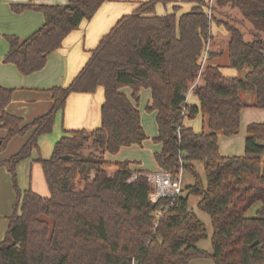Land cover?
Listing matches in <instances>:
<instances>
[{
    "label": "trees",
    "instance_id": "obj_1",
    "mask_svg": "<svg viewBox=\"0 0 264 264\" xmlns=\"http://www.w3.org/2000/svg\"><path fill=\"white\" fill-rule=\"evenodd\" d=\"M107 1L11 4L15 13L40 11L45 22L25 39L4 35L9 49L3 62L15 65L24 76L41 71L64 39ZM189 1L192 9L179 16L177 5L172 13L156 14L159 3L171 0L140 2L100 40L68 86L49 89L51 109L31 123L7 112L14 89L0 85L5 142L34 131L8 162L13 179L17 163L30 156L40 136L53 131L55 117L70 94L103 88L105 97L99 128L67 130L50 158L36 159L49 196L18 190L0 242V264H190L199 258L215 264H264V123L247 127L242 156H223L219 150V134L239 133L241 113L248 107L241 92L254 94V107L264 109V0H212V11L229 5L250 22L251 41L234 21L209 13L206 2ZM213 23L230 35L226 45L230 66L248 68L243 77H227L218 66L202 65ZM125 87L131 88L136 101L141 89L151 91L147 109L156 113L159 168L194 177V183L175 198L151 202L147 177L142 173L134 177L129 162L116 164L113 175L104 169L111 164L106 154L114 156L147 139L138 108L122 92ZM191 88L199 106L187 103ZM198 114L205 118L208 131L198 133L184 125L186 117ZM63 155L72 157L64 160ZM197 163L203 165L206 181ZM78 177L81 189H76ZM191 195L200 198L199 209L211 218L212 252L198 247L208 234L189 208ZM257 204L256 215L247 216Z\"/></svg>",
    "mask_w": 264,
    "mask_h": 264
},
{
    "label": "crops",
    "instance_id": "obj_2",
    "mask_svg": "<svg viewBox=\"0 0 264 264\" xmlns=\"http://www.w3.org/2000/svg\"><path fill=\"white\" fill-rule=\"evenodd\" d=\"M142 1L147 0H110L105 2L91 19L83 20L80 26L64 39L61 48L48 57L47 64L41 71L24 76L15 65L3 62L9 49V44L4 35H16L21 39L28 38L44 24L45 19L43 14L36 10H25L21 13H15L11 8V4L56 5L67 4L69 0H0V85L14 89L12 99L6 108L7 112L23 118L26 123H31L36 118L47 113L52 107L49 89L56 86H68L85 66L90 58L91 51L97 47L100 40L123 16L132 13ZM177 2L171 0L172 7L175 5L179 6ZM211 2L213 1L211 0ZM239 15L242 17L240 12ZM241 19L244 20V25L246 21L249 22L243 17ZM214 25L211 29L212 39L209 41V46L202 57L204 66H218L225 76L232 77L235 72L227 73V71H232L230 70V60L226 50L230 35L223 26H219L216 23ZM214 28L215 31L217 30L216 32ZM247 71L248 68L241 70L236 77H243ZM198 81L199 79L194 83L193 87ZM192 88L189 93H193ZM122 92L128 96L125 88L122 89ZM141 93L150 97L151 102V91L149 89L143 88ZM240 96L248 104V107L243 109L241 113L240 124L241 129L245 128V133L247 134V127L250 124L264 123V109L254 107L256 101L254 94L241 92ZM104 101L103 88H99L94 93L70 94L66 100L63 112L57 114L58 121L62 115V134L67 130L73 129L90 131L99 128L101 126V108ZM193 102V104L189 102L187 95V103L189 105L199 106L198 98ZM201 117L204 125L205 118L202 115ZM245 133H239L227 138H223L219 134L221 155L229 157L230 154H233L230 152L234 151H237V154H241L240 150H243L241 148H245V138L247 136ZM22 140L20 143H22ZM45 157H48V155ZM112 157L113 155L110 154L105 156L109 162H111ZM1 168L0 166V242L5 238L9 227L8 218L10 217L15 197L11 188L9 174H5V171L1 170ZM37 168L38 174L42 173L44 179V184L40 190L33 185L34 172ZM104 169L109 175H113L118 170V166L116 163H111L105 166ZM138 174L140 173H134V177ZM28 189H32L43 197L49 196V189L42 166L36 159L32 163V175ZM210 263L208 258L194 259L190 262V264Z\"/></svg>",
    "mask_w": 264,
    "mask_h": 264
},
{
    "label": "rangeland",
    "instance_id": "obj_3",
    "mask_svg": "<svg viewBox=\"0 0 264 264\" xmlns=\"http://www.w3.org/2000/svg\"><path fill=\"white\" fill-rule=\"evenodd\" d=\"M172 1H178L177 4L180 6V9L177 12L178 16L182 13L189 12L193 7V3L189 0H172ZM202 1L209 4V8L207 9L209 13L213 14L217 19H220V20L231 21V22L234 21V24H236L243 32L245 40L251 41L253 37L251 30L254 27L247 21L245 22V25L243 24L244 21L243 22L239 21L242 17H240L239 11L237 9H233L229 5L227 6L224 5L220 8H215L212 11L211 8L213 9L212 7L213 3L211 2V0H202ZM173 11H174V7H172L171 2H169L168 4L159 3L156 6V10H155L157 15H165L167 13H172ZM214 24L215 23L212 24V27L215 26ZM214 31H215V28H214ZM208 46H209V43L207 47ZM202 65L204 66L203 59H202ZM230 70L232 71H227V73L229 74L230 72H235V74L233 75L234 77L237 76L238 72L240 73V70L235 69L233 67H230ZM125 92H127L128 94L127 97L131 101H133V104L138 108L140 112L141 123L147 135V139L142 143V145H133L130 147L122 148L116 155L112 157V160L110 163L119 164L123 162H129V167L131 171L134 173L149 174L153 172H158L160 168L155 160V153L161 150V145L155 142V138L158 135V126L156 123V113L154 111H150L147 109V106L150 104V97L146 96L144 93H141L140 91L139 99L136 101L132 98L131 88L125 87ZM195 97L196 96L193 93H189L188 94L189 102L193 104L194 103L193 101H195L197 98ZM59 118L60 120L58 121L57 115H56L53 131L50 134L42 135L39 137L37 141V147L31 151L30 156L17 163L15 167V174H16L15 179H13V174L9 170L8 162H10L11 159L20 152V150L22 149V147L24 146V144L27 142V140L30 138V136L32 135L34 131L30 129L26 134L15 136L11 138L9 141L5 142L7 138V130H5L0 125V166L2 167L1 170L5 171V174H9L11 188L15 195L14 204L11 209V214L13 213L14 206L18 199V190L20 192H24L25 190L29 188L30 177L32 175L33 161L39 157H42L44 159L50 158L53 153L56 142L63 135L62 127H61L62 115ZM184 124L185 126L192 127L193 130L198 133L202 131H208V129L204 127L203 125L201 114H198L193 119H189L188 117H186L184 119ZM245 132H246V129L245 128L241 129V126H240L239 133L242 134ZM221 137L227 138V136H224V135H221ZM21 140H22V143H20ZM241 149H243V150H240L241 154H237V151H234V152H230L233 154H230L229 157L243 155L244 148H241ZM47 155L48 157H45ZM262 159L264 160V155L262 156ZM197 170L199 174L201 175V177L203 178V180L206 181L204 168L201 163H197ZM38 173L39 172L37 168L34 172L33 185H35V187H37V189L40 190L42 188V185L44 184V179H43L42 173H40V175ZM181 182H182V187L185 188L186 186L194 183V177L190 175L189 173H185V174L183 173ZM82 187H83V184L80 183L79 177H78L76 180V189H81ZM199 200H200L199 197L191 195L188 201L190 210L193 211L207 227V234H208L207 238L201 240L198 243V247L208 252H212V243H211V236L213 233L212 222H211V218L209 214L199 209L198 207ZM258 206L259 204H257L252 209H250L247 213V216L254 217L256 215V209ZM208 261L211 262L210 264H215L212 259H208Z\"/></svg>",
    "mask_w": 264,
    "mask_h": 264
},
{
    "label": "built area",
    "instance_id": "obj_4",
    "mask_svg": "<svg viewBox=\"0 0 264 264\" xmlns=\"http://www.w3.org/2000/svg\"><path fill=\"white\" fill-rule=\"evenodd\" d=\"M145 176L150 183L151 192L149 199L153 203L158 202L162 198H175L182 192V171L177 175H173L169 171L160 169L158 172L145 174Z\"/></svg>",
    "mask_w": 264,
    "mask_h": 264
},
{
    "label": "water",
    "instance_id": "obj_5",
    "mask_svg": "<svg viewBox=\"0 0 264 264\" xmlns=\"http://www.w3.org/2000/svg\"><path fill=\"white\" fill-rule=\"evenodd\" d=\"M72 156H70V155H63L62 156V159H64V160H67V159H70ZM257 242H255V244H256Z\"/></svg>",
    "mask_w": 264,
    "mask_h": 264
}]
</instances>
